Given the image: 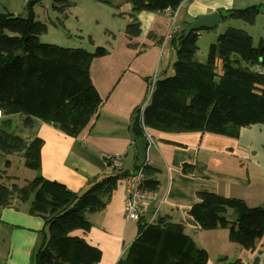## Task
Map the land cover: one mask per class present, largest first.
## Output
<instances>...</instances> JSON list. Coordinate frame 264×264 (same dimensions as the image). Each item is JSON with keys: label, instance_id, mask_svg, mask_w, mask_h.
I'll use <instances>...</instances> for the list:
<instances>
[{"label": "trees", "instance_id": "obj_1", "mask_svg": "<svg viewBox=\"0 0 264 264\" xmlns=\"http://www.w3.org/2000/svg\"><path fill=\"white\" fill-rule=\"evenodd\" d=\"M39 1L29 0L26 5L23 2L22 14L0 12V109L4 119L22 115L26 117L25 124L35 119L77 138L102 105L90 68L93 60L105 56L108 50L98 47L89 52L42 43L40 37L48 28L36 17L34 6ZM53 1L55 10L65 13L66 0ZM184 1L129 0L132 20L126 34L130 38L140 36L138 13L168 8L175 12ZM261 11V6H252L220 14L222 18L253 24ZM190 25L185 23L171 36L176 52L172 74L156 80L147 104L131 118L135 140L144 136L146 128L237 139L242 128L264 125V41L255 47L247 32L229 28L210 46L206 62H199L196 56L200 31L186 35ZM43 145L41 138L27 142L14 134L4 135L1 129L2 150L21 154L25 166L37 175L18 185L0 172V209L16 201L30 202V213L44 220L45 229L31 264H100L101 250L72 233L90 231L86 214L104 209L118 181L129 174L116 171L92 182L86 191L75 193L41 175ZM144 170V187L155 193L159 182L154 171L149 166ZM198 199L189 214L202 230L227 229L229 239L247 250L264 237L263 208H250L240 199L208 192L198 193ZM228 210L233 211V220L228 218ZM141 223L143 229L117 264H208L207 251L196 246L184 225L167 218L138 224Z\"/></svg>", "mask_w": 264, "mask_h": 264}, {"label": "crops", "instance_id": "obj_2", "mask_svg": "<svg viewBox=\"0 0 264 264\" xmlns=\"http://www.w3.org/2000/svg\"><path fill=\"white\" fill-rule=\"evenodd\" d=\"M252 6L262 7L253 24L222 18L214 29L199 32L196 56L199 62H206L210 46L229 28L247 32L255 47L264 41V0H185L175 14L165 10L142 11L137 14L141 34L133 38L125 32L132 20V5L127 0L118 8L123 17L114 14L122 23L116 25L113 17L112 29L106 34L104 46L108 54L95 58L91 64L90 77L102 105L80 135L73 138L35 119L25 124L26 117L22 115L2 120V132L27 142L41 138L44 141L41 175L75 193L86 191L92 182L103 180L116 171L135 173L139 164L136 140L130 130L131 118L138 108L147 104L150 80L172 74L176 56L172 34L200 16ZM3 8V12L14 15L25 12L23 1L20 6L7 4ZM98 45L94 44L93 50L88 51L95 52ZM221 66L219 61L218 69ZM145 131L154 141L149 145L147 160L159 185L155 198L146 204L142 221L149 223L155 214L157 219L167 218L172 223L184 225L185 233L196 246L207 251L208 264H235L237 261L264 264V237L253 249L247 250L229 239L227 229L202 230L189 214L191 207L199 202L200 192L240 199L250 208L264 209V125L242 128L237 139L201 132L164 133L150 128ZM0 151L5 156L18 157L24 165L21 154H7L1 147ZM113 156L121 158L120 170L108 161V157ZM10 164L0 168L5 177L16 173L14 169L8 173ZM36 175L35 171L28 173V181ZM19 178L15 175L12 182L23 185L19 184ZM125 179L118 181L104 209L86 214L91 223L90 231L72 233L101 250L100 264H117L139 234V224L125 218ZM30 205V202L16 201L0 209V264H31L45 224L41 217L30 213ZM227 215L234 219L232 210H228Z\"/></svg>", "mask_w": 264, "mask_h": 264}, {"label": "rangeland", "instance_id": "obj_3", "mask_svg": "<svg viewBox=\"0 0 264 264\" xmlns=\"http://www.w3.org/2000/svg\"><path fill=\"white\" fill-rule=\"evenodd\" d=\"M126 1L127 0H66V11L65 13H60L55 10V3L53 0H40L35 4L34 10L37 19L48 28L47 33L40 37V41L44 44L56 45L61 48H82L87 51L93 50L94 44H100L95 47L96 49L98 47H105L106 34L109 33V29H112V20L116 17H123L118 13V8L126 4ZM21 3L22 0H0V11L3 12V6H7V4H14V6L17 7L20 6ZM113 22L118 25L122 23V19L116 18ZM143 137L147 139L146 131ZM153 142L154 141H152V143ZM20 158L23 160V157ZM8 161L11 162V168L8 170V173H11L12 169L16 172L12 173V176L9 177L13 178L15 175L19 176V184L28 182L29 178L27 174L30 172L32 173V171H30L25 164L23 165L18 157L5 156L1 153L0 168H5ZM227 264L230 263L227 262Z\"/></svg>", "mask_w": 264, "mask_h": 264}, {"label": "built area", "instance_id": "obj_4", "mask_svg": "<svg viewBox=\"0 0 264 264\" xmlns=\"http://www.w3.org/2000/svg\"><path fill=\"white\" fill-rule=\"evenodd\" d=\"M26 5L29 0H22ZM166 12L174 13L175 12L168 8L165 10ZM155 79H153L152 87L155 83ZM151 94V93H150ZM4 119L3 111L0 109V123ZM1 135V129H0ZM146 137L148 143L150 145L152 141V137L146 133ZM108 161L114 165L115 168L120 170L122 168L121 158L118 156L108 157ZM147 165V162L144 165H140V168L137 169L135 173L126 177V200H125V218L127 221L133 222H141L146 213L147 203L155 198V193L147 190L144 187V178L145 171L144 167ZM148 201V202H147ZM157 220L156 215L154 214L150 219L148 224H152Z\"/></svg>", "mask_w": 264, "mask_h": 264}, {"label": "water", "instance_id": "obj_5", "mask_svg": "<svg viewBox=\"0 0 264 264\" xmlns=\"http://www.w3.org/2000/svg\"><path fill=\"white\" fill-rule=\"evenodd\" d=\"M222 20L221 15L218 12H214L209 15H203L198 17V19L192 23L187 29H186V35L190 34L191 32L196 31H207L214 29ZM137 153H138V164L144 165V163L147 160V149L149 147L148 140L145 137H142L135 141L134 143ZM144 224H139V230L143 229Z\"/></svg>", "mask_w": 264, "mask_h": 264}, {"label": "bare ground", "instance_id": "obj_6", "mask_svg": "<svg viewBox=\"0 0 264 264\" xmlns=\"http://www.w3.org/2000/svg\"><path fill=\"white\" fill-rule=\"evenodd\" d=\"M152 82H153V79H151V80H150V83H149L150 86H151V93H152V91H153V87H154V85H155V83H154V85H153V87H152ZM155 82H156V81H155Z\"/></svg>", "mask_w": 264, "mask_h": 264}, {"label": "flooded vegetation", "instance_id": "obj_7", "mask_svg": "<svg viewBox=\"0 0 264 264\" xmlns=\"http://www.w3.org/2000/svg\"><path fill=\"white\" fill-rule=\"evenodd\" d=\"M146 162H147V165H146V166H148V164H149V161H148V160H146ZM146 166H145V167H146ZM145 167H144V169H145ZM144 171H145V170H144Z\"/></svg>", "mask_w": 264, "mask_h": 264}]
</instances>
